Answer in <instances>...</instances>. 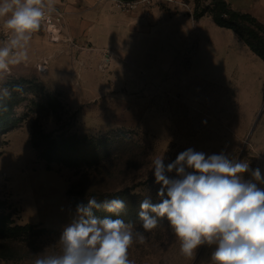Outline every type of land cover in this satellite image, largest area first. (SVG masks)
I'll return each mask as SVG.
<instances>
[{
    "label": "rangeland",
    "instance_id": "rangeland-1",
    "mask_svg": "<svg viewBox=\"0 0 264 264\" xmlns=\"http://www.w3.org/2000/svg\"><path fill=\"white\" fill-rule=\"evenodd\" d=\"M99 2L109 8L107 21L97 19L92 30L85 16L75 27L77 41L68 25L70 40L63 36L51 45L57 56L45 62L33 52V60L0 78V90L8 92L0 98L13 94L16 100V124L0 132V202L14 225L34 227L29 239L13 245L15 258L0 264H32L36 254L53 251L75 211L67 191L81 171L48 165L42 135L107 136L142 146L147 157L141 168L105 179L109 199L127 194L121 218L137 229L140 201H155L160 187L152 173L155 157L167 164L193 148L250 160L244 154L256 151L255 139L264 135V61L233 30L214 23L212 0H187L188 21L174 33L165 25L168 19L178 24L177 8L122 12L108 0ZM50 96L58 106H47ZM144 236L129 249L135 264L206 263L207 247L194 259L180 253L167 221Z\"/></svg>",
    "mask_w": 264,
    "mask_h": 264
},
{
    "label": "clouds",
    "instance_id": "clouds-1",
    "mask_svg": "<svg viewBox=\"0 0 264 264\" xmlns=\"http://www.w3.org/2000/svg\"><path fill=\"white\" fill-rule=\"evenodd\" d=\"M54 12L53 0H0V78L29 62L33 34L44 22L51 23ZM0 94L7 95V89ZM152 165L160 187L155 201L148 196L139 203L142 230L121 218L124 200L91 197L70 213L55 249L36 254L32 264H135L130 247L143 243L144 233L162 221L188 259L208 247L206 264H264V174L259 167L253 169L250 161L224 151L206 154L193 148L167 164L164 156H157ZM101 211L109 215L97 216Z\"/></svg>",
    "mask_w": 264,
    "mask_h": 264
},
{
    "label": "trees",
    "instance_id": "trees-1",
    "mask_svg": "<svg viewBox=\"0 0 264 264\" xmlns=\"http://www.w3.org/2000/svg\"><path fill=\"white\" fill-rule=\"evenodd\" d=\"M211 16L217 26L233 30L248 48L264 61V24L250 15L232 10L224 0H212ZM14 98L13 94L4 99L0 98L1 133L16 124L12 119L16 103ZM46 103L49 108L59 105L57 99L51 96ZM115 140L107 136L90 138L76 134L42 135V156L48 165L54 163L81 171L80 178L72 183L67 191L74 208L79 203H86L91 197L98 201L109 199L110 195L106 193V178L125 176L142 167V157H147L144 148L135 142L128 143L131 146H125L123 139ZM115 195L113 198L124 201L127 198L124 191H118ZM96 215L103 218L109 214L101 211L96 212ZM33 231L34 227L31 225H14L11 216L5 213L3 203L0 202V260L14 259L13 245L19 240L29 239Z\"/></svg>",
    "mask_w": 264,
    "mask_h": 264
},
{
    "label": "crops",
    "instance_id": "crops-1",
    "mask_svg": "<svg viewBox=\"0 0 264 264\" xmlns=\"http://www.w3.org/2000/svg\"><path fill=\"white\" fill-rule=\"evenodd\" d=\"M99 1L100 0H53L54 6L61 9L62 11H65L67 15V24L66 27L65 26L63 27L62 34L60 37L65 36L66 37L65 40L67 42L68 40H70L68 38L69 35L66 32V29L68 28L69 25L72 27L71 30L73 31V34L71 33V35L73 36L74 41H77L76 39L78 37L76 35V32L79 28L75 29V27L81 25V23L83 22L82 18H84L85 16L88 17L89 28L94 27L93 25L97 22V19L105 18V21H107L109 8H107V5L102 4ZM224 1L228 4V6L232 10L241 14L250 15L255 19H257L260 23L264 24V0H224ZM178 10L182 12L179 15L181 19H178V24L172 22L171 19H168L170 22H166L168 23V25H165V29L167 28L170 33L171 32L174 33L177 30L176 29L177 25L180 26L182 22L188 21L187 19L188 11L185 9H178ZM124 20L127 21L126 19ZM0 25H2V21H0ZM73 29H75L76 31H74ZM3 32L4 30L2 26H0V33L2 35ZM0 37H1L0 39H3L1 35ZM58 44H59L58 42L55 43L51 42L49 36H47L44 32L34 34L29 45V60L30 59L33 60L32 54H34L33 52H35V54L40 55V57H34V58L48 62L46 58L51 60L58 55L57 54L58 49H55L52 52L51 45H58ZM255 140H256L255 145L259 144V146L254 147L256 151H254L252 154L251 153L244 154L246 156H250L249 157L250 160L247 158H245V160L253 161L252 165L250 164L251 168L254 169L256 167H259L262 171V174H264V135L257 137ZM245 178L246 179L249 178V175L247 173L245 174ZM262 187H264V185H262ZM210 252L211 249L207 247L206 250L204 251V254L206 256L204 262H207V260L209 259Z\"/></svg>",
    "mask_w": 264,
    "mask_h": 264
},
{
    "label": "built area",
    "instance_id": "built-area-1",
    "mask_svg": "<svg viewBox=\"0 0 264 264\" xmlns=\"http://www.w3.org/2000/svg\"><path fill=\"white\" fill-rule=\"evenodd\" d=\"M114 7L122 12H131L140 8L153 10L160 5H169L177 9H185L191 12L190 4L187 0H108ZM65 25L64 11L55 7V12L52 14L51 23L44 22L40 30L34 34L44 32L51 42H59L62 34L63 27ZM33 34V35H34Z\"/></svg>",
    "mask_w": 264,
    "mask_h": 264
},
{
    "label": "water",
    "instance_id": "water-1",
    "mask_svg": "<svg viewBox=\"0 0 264 264\" xmlns=\"http://www.w3.org/2000/svg\"><path fill=\"white\" fill-rule=\"evenodd\" d=\"M261 114H262V113H259V114H258L257 119H256V121H255V123H254V125H253V128H252L251 132L249 133V136H250L251 133L253 132V130H254L256 124L258 123V121H260Z\"/></svg>",
    "mask_w": 264,
    "mask_h": 264
}]
</instances>
